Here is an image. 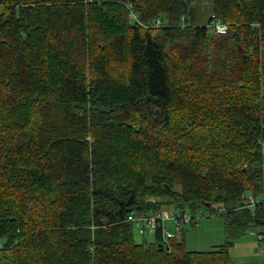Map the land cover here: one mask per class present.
Wrapping results in <instances>:
<instances>
[{
    "label": "trees",
    "instance_id": "obj_1",
    "mask_svg": "<svg viewBox=\"0 0 264 264\" xmlns=\"http://www.w3.org/2000/svg\"><path fill=\"white\" fill-rule=\"evenodd\" d=\"M191 1L0 0V264H247L232 238L264 244V0H212L224 34ZM199 210L223 244L186 248ZM155 211L188 220L136 241L127 215Z\"/></svg>",
    "mask_w": 264,
    "mask_h": 264
},
{
    "label": "rangeland",
    "instance_id": "obj_2",
    "mask_svg": "<svg viewBox=\"0 0 264 264\" xmlns=\"http://www.w3.org/2000/svg\"><path fill=\"white\" fill-rule=\"evenodd\" d=\"M212 6V0H192L190 7L194 13V21L197 24H205L208 20ZM170 210V209H169ZM172 215V212H170ZM200 217L199 225L195 228H185L182 234L186 248L192 250H209L214 246L223 244L226 240L224 232V217L220 215L208 216L202 210L197 212ZM166 228L174 232L171 225L165 221ZM227 228V234H233L234 229ZM134 239L141 241L145 238L148 242L154 241V234L147 229L142 236L137 228H133ZM181 236L178 234L177 237ZM229 246V254L233 260L239 263L264 264V244L257 242L256 227H251L245 233L232 238Z\"/></svg>",
    "mask_w": 264,
    "mask_h": 264
},
{
    "label": "built area",
    "instance_id": "obj_3",
    "mask_svg": "<svg viewBox=\"0 0 264 264\" xmlns=\"http://www.w3.org/2000/svg\"><path fill=\"white\" fill-rule=\"evenodd\" d=\"M131 15L135 17L132 12H131ZM259 25H260L259 22H256V26H259ZM206 26L210 30L216 33H219V34H224L228 31V26L222 21H220V19L214 17L213 14L211 15L210 19L206 23ZM248 200L251 206H253V204L255 203L254 201L255 199L252 196H249ZM127 220L134 222L135 226L138 228V231L141 234H145L147 229L149 230V232L154 233L156 228L160 227L162 238L167 239L175 235V232L178 231L179 226L182 223V221L188 220V216L180 212H173L172 215H170V213H163V212H157V211L149 213V214H138V215H133L132 212H130L127 215ZM166 220L168 224L173 225L175 229L174 232H171L166 228V223H165Z\"/></svg>",
    "mask_w": 264,
    "mask_h": 264
},
{
    "label": "water",
    "instance_id": "obj_4",
    "mask_svg": "<svg viewBox=\"0 0 264 264\" xmlns=\"http://www.w3.org/2000/svg\"><path fill=\"white\" fill-rule=\"evenodd\" d=\"M130 210V209H129ZM160 245V243H158V246Z\"/></svg>",
    "mask_w": 264,
    "mask_h": 264
}]
</instances>
